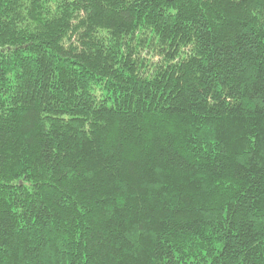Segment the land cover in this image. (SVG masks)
<instances>
[{
  "label": "trees",
  "instance_id": "obj_1",
  "mask_svg": "<svg viewBox=\"0 0 264 264\" xmlns=\"http://www.w3.org/2000/svg\"><path fill=\"white\" fill-rule=\"evenodd\" d=\"M0 264H264V0H0Z\"/></svg>",
  "mask_w": 264,
  "mask_h": 264
}]
</instances>
